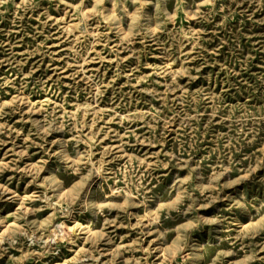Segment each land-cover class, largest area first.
Here are the masks:
<instances>
[{"label": "rangeland", "instance_id": "374dc122", "mask_svg": "<svg viewBox=\"0 0 264 264\" xmlns=\"http://www.w3.org/2000/svg\"><path fill=\"white\" fill-rule=\"evenodd\" d=\"M0 264H264V0H0Z\"/></svg>", "mask_w": 264, "mask_h": 264}]
</instances>
